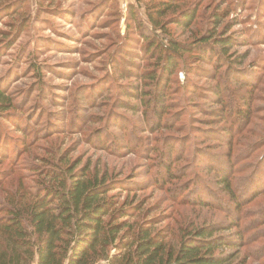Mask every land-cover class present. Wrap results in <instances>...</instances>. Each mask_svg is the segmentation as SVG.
<instances>
[{"label": "rangeland", "instance_id": "obj_1", "mask_svg": "<svg viewBox=\"0 0 264 264\" xmlns=\"http://www.w3.org/2000/svg\"><path fill=\"white\" fill-rule=\"evenodd\" d=\"M160 1L169 2L0 0V9L8 6L0 10V89L15 106L0 111V198L1 187L17 186L11 176H26L27 188H36L47 180L35 170L63 160L75 171L87 167L119 181L123 189L109 193L118 206L139 207L130 224L154 220L152 234L164 235L169 246L213 225L227 243L216 254L233 253L232 264H264V0H173L159 18ZM191 9L192 23L181 26L178 18ZM222 12L228 15L216 33L246 39L233 41L216 62L234 92L231 101L250 111L245 119L221 121L222 109L209 98L216 68L197 46L163 87L166 114L158 118L132 99L145 86L138 72L152 68L141 30L193 42L216 27L213 15ZM105 139V148L97 144ZM165 162L176 175L168 182ZM224 174L244 198L239 209L219 184Z\"/></svg>", "mask_w": 264, "mask_h": 264}, {"label": "trees", "instance_id": "obj_2", "mask_svg": "<svg viewBox=\"0 0 264 264\" xmlns=\"http://www.w3.org/2000/svg\"><path fill=\"white\" fill-rule=\"evenodd\" d=\"M170 1L173 0L160 1L163 9L156 11L159 18L171 9ZM133 8L131 5L130 15L135 14ZM2 9L6 10L8 6ZM227 15L226 12L215 13L213 23L216 27L202 33L193 41L195 44L165 37L151 38L153 35L141 30L142 55L150 56L149 61L152 63L149 65L152 68L138 72L137 77L145 86L135 96H131L132 99L140 100L146 109L153 108L158 118L159 115L166 114L164 107L169 99L161 93L163 87L169 82V76L183 63L182 55L192 52V47L197 46L195 49L198 53L209 57L216 68V85L211 88L213 95L209 98L222 109L218 113L221 121L235 124L236 119H245L250 111L235 106L231 101L235 97L234 92L226 85L225 80L219 78L220 63H216L224 61L233 41L245 43L246 40L216 33V28L222 21L220 18ZM152 16L150 21L157 26L158 18ZM194 16L195 10L191 9L182 14L178 22L181 26L190 25ZM158 26L161 28L160 24ZM1 40L4 41L0 38ZM198 59L204 62L202 58ZM198 70L199 66L190 68V71ZM123 91L128 94L125 88ZM14 107L0 89V111L7 112ZM160 120L154 124L153 129L160 128ZM102 132L106 134L103 130H97L96 134L101 136ZM106 141L107 139L99 140L97 144L103 143L105 148ZM168 150L171 152V148ZM58 163L43 168L44 173L35 170L36 175L47 180V183L43 181L36 188H27L28 185L23 182L26 176L20 174L19 177L11 176L17 186L13 187L10 183L8 189L1 187L0 264H232L233 253L216 254L217 249L227 243L224 238H216L217 229L213 225L197 226L169 246L164 241V235L152 234L154 220H149L148 226L130 224V220L137 217L135 213L139 207L132 208L131 205L124 204L118 206L115 195L109 193L114 187L123 189L119 181L108 180L106 174H91L87 167L75 171L74 164L66 165L63 160ZM164 168L167 182L176 177L167 162L164 163ZM219 184L228 193L229 202L239 209L244 198L238 196V188L236 191L232 188L228 175L224 174ZM259 193L261 191L256 190L247 199ZM22 198L26 199L25 203ZM204 203L208 206L212 204L208 201ZM138 222L139 220L135 221Z\"/></svg>", "mask_w": 264, "mask_h": 264}]
</instances>
